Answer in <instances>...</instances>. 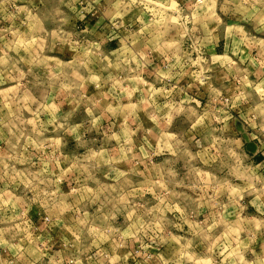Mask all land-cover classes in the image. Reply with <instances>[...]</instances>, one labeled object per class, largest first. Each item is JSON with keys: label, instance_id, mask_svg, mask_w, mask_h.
<instances>
[{"label": "crops", "instance_id": "1", "mask_svg": "<svg viewBox=\"0 0 264 264\" xmlns=\"http://www.w3.org/2000/svg\"><path fill=\"white\" fill-rule=\"evenodd\" d=\"M47 1L0 0V264H18L27 245L42 262L98 264L96 252L75 244L94 218L82 194L98 185L119 194L142 165L150 185L175 192L163 178L189 169L164 166L189 142L197 146L205 115L253 146L250 199L236 198L229 212L238 218L250 208L256 215L245 219L258 228L246 227L224 255L194 253V264H264V38L221 35L244 32L246 20L234 25L231 8L225 16L216 7L220 0H150L167 2L178 17L174 38L159 42L148 41V21L127 0H52V16L68 22L45 29L36 19L50 15ZM179 123H187L183 132ZM116 217L118 248L101 252L102 264H170L173 238L158 226L172 222Z\"/></svg>", "mask_w": 264, "mask_h": 264}, {"label": "rangeland", "instance_id": "2", "mask_svg": "<svg viewBox=\"0 0 264 264\" xmlns=\"http://www.w3.org/2000/svg\"><path fill=\"white\" fill-rule=\"evenodd\" d=\"M225 1L220 0L216 3V7L221 10L220 12L225 16H229L225 13H228V9L231 8L232 14L236 16L233 18L236 19L235 22L231 20L235 23L234 25H243V20H246V24L243 25L244 32L231 33L228 29L221 35H236L240 40L251 41H254L251 37L264 38V27L259 31L251 30V28L256 30V28L258 29L264 25V0ZM127 2L141 9L142 22L148 21L146 23L149 24V27L145 30L150 35L148 38L149 42H159L167 38L169 34H172L170 36L174 38L178 17L172 15V11L176 8H172L167 2L155 3L150 0H127ZM1 4V7H7V3L2 2ZM45 6V12H49L50 15L38 18L40 20L36 19L37 24L41 21L46 26L45 29H49L55 24L54 22H58L57 20H61L62 24L68 22V18L65 16L61 18L52 16L50 9L53 6L52 0L47 1ZM125 9L127 10L128 7H125ZM213 19L214 17L204 18L209 27L213 26ZM35 26L37 25L35 24ZM255 41L260 42V40ZM32 55L34 56V53ZM202 57L205 56L203 55ZM72 69L78 70L76 66H72ZM197 117L199 116H195V118ZM191 118L192 116L189 114L188 119L191 120ZM203 120V125L201 126L203 129L200 133V137L202 136L203 138L197 143V146L193 145V141L189 142L181 152L175 155L174 162L164 166V169L175 167L181 172L184 170H182L183 167L189 169L188 173L183 171V174L177 177L172 176L170 178L166 176L168 178H163L164 181L165 179L172 180L171 183L175 192L165 193L162 187L150 185L149 176L151 171L148 165H142L134 176L129 175L125 182L124 190L119 191V194L100 185L97 186V190L92 194H82V196L84 195L83 197L93 202L91 209L93 210L94 218L87 226L82 224L79 227L80 232H82L81 239L80 242L75 243L79 251L89 254L96 252L94 259H96L95 261L98 264H102V261H104L100 256L101 252L110 250L115 253L118 248V241L117 231L114 229L121 226V222L118 221L121 219H117L116 214L122 211L126 213L128 220L134 216L140 219L150 218L158 220L163 217L162 220L167 219L173 223L158 226L160 232H168L170 237L173 238L170 243L164 237L160 240V243H169L166 259L169 260L170 264H194V253L198 254L196 258L198 256L206 257L215 251L224 255L232 246V239H235L236 235L240 234V237H243L246 227L249 228L253 224L252 227L258 228L257 223H253L255 220L251 221L252 223L250 224L245 219V217H255L256 215L250 208L243 209L242 216L236 210V213H239L238 218H232L234 212H229V206L230 204L235 205L236 198H241L243 203H245L246 199H250L249 195L246 194L250 185L245 184L250 182V174L246 173V167L250 163V159L247 157L250 156L248 152L250 149L246 148L245 143L239 140H232V138L227 136L230 132L227 125L218 130V125L221 126L222 123L214 125L215 122L212 116L205 115ZM210 122L213 123L211 124ZM186 124L179 123L178 130L183 132ZM218 135L221 138L218 139ZM252 150V153H254V149ZM253 160L256 161V156ZM257 170L260 171V167H257ZM103 179L99 180V182L104 183L105 180ZM256 182L258 183L259 181L257 180ZM181 184L185 186L182 187ZM133 188H135V191H132ZM180 188L185 191H176V189ZM198 202L204 203V205H197ZM173 204L176 206H172ZM122 206L123 209H120ZM116 207L120 211H117ZM88 212L91 213V210ZM207 214L211 217L209 218L210 222L209 220L207 222L204 220ZM91 218L89 219L91 220ZM15 227L17 229L20 228V226ZM147 227L148 225L145 228ZM65 232L67 233V231ZM126 246L130 245L127 244ZM41 258L40 252L35 245H27L25 257H19L16 263L51 264L47 263L46 260L42 262ZM113 260L112 262L115 263V258Z\"/></svg>", "mask_w": 264, "mask_h": 264}, {"label": "water", "instance_id": "3", "mask_svg": "<svg viewBox=\"0 0 264 264\" xmlns=\"http://www.w3.org/2000/svg\"><path fill=\"white\" fill-rule=\"evenodd\" d=\"M246 148H249L250 150H249V151L247 150V151H248L249 153H252V151H253V150H252V149H253V146H252V145H246Z\"/></svg>", "mask_w": 264, "mask_h": 264}]
</instances>
